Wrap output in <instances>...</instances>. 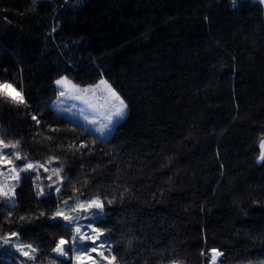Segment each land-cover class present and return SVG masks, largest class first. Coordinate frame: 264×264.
Listing matches in <instances>:
<instances>
[{"label": "trees", "instance_id": "1", "mask_svg": "<svg viewBox=\"0 0 264 264\" xmlns=\"http://www.w3.org/2000/svg\"><path fill=\"white\" fill-rule=\"evenodd\" d=\"M63 75L81 86L103 78L131 90L126 129L155 138L149 149L118 155L53 110L54 81ZM5 81L29 103L16 107L0 97V138L18 140L26 161L56 158L49 167L64 169L61 206L63 199L70 206L77 197L104 199L97 223L118 264H210L211 249L223 253L217 264H264L259 0H0ZM81 142L87 147H69ZM42 171L36 183L47 196L36 195L31 173L22 175L15 207L0 200V234L20 231L18 242L38 248L34 264H70L51 252L71 233L47 219L56 196ZM21 260L0 247V264Z\"/></svg>", "mask_w": 264, "mask_h": 264}, {"label": "snow or ice", "instance_id": "2", "mask_svg": "<svg viewBox=\"0 0 264 264\" xmlns=\"http://www.w3.org/2000/svg\"><path fill=\"white\" fill-rule=\"evenodd\" d=\"M33 6L36 5L37 0H32ZM235 5V0H233ZM259 3L264 5V0H259ZM53 32L56 28L52 29ZM54 84L58 90V98L72 99L80 101L87 105L92 111V115L85 114L81 110V115L84 121L93 126V129L101 137L106 131H111L112 126L116 121L123 120L127 115V104L120 94L113 88V86L105 79L101 78L97 83L81 86L75 83L68 75L60 76L55 79ZM10 88L15 92V95H9L5 91H0V97H3L7 102L19 107L27 105L29 101L23 94V89H17L15 85L9 82H0V89ZM61 111L71 112L72 108H62ZM31 119L35 121L36 125L41 123L37 114H33ZM51 131H57L56 128H51ZM51 139V137H48ZM71 149L86 148L87 145L83 142L76 148L75 144H70ZM259 154L257 157L258 163H264V135L259 139L258 143ZM20 142L6 141L0 138V200L12 207L16 206L17 186L24 178L22 173H35L34 178L30 175L29 179H34V187L38 197H45L49 193L44 191L41 181L40 170L44 173H49L46 179L49 181L48 189L50 193L56 196V207L51 211L47 219L53 222H62L57 227L67 226L66 231H70V239L61 236L51 248V252L57 257L70 259L72 264H118V258L113 253L112 248L107 245V242L102 238L105 236L106 229L97 223L105 212V202L101 196H96L91 199L80 200L78 197L75 203L71 206L67 199H63V206H61V188L65 183V177L62 175L64 169L62 167H49L56 159L49 158L47 164L40 162L26 161V157L21 154ZM11 150V152L6 151ZM17 161H25L22 165H18ZM6 169V171H5ZM127 191V189H125ZM123 194H121L122 196ZM113 201L108 200L110 205ZM91 214L86 215V214ZM9 217L12 213L9 212ZM45 212L40 211L39 217H45ZM20 222L31 223L29 216L20 215L18 217ZM81 220H88L89 223L81 224ZM11 223L12 221H7ZM21 235L20 231H8L0 234V247H3L7 255L12 256L18 254L23 260L20 264H27V262H34L37 260L38 248L31 243H20L18 237ZM132 244V240L128 241ZM84 245V247H78ZM14 250V252H13ZM71 253V256H69ZM201 255H204L202 252ZM223 253L217 249L210 250V264H217V260ZM98 257V258H97ZM52 264H56L53 261ZM171 264H178V261L173 260Z\"/></svg>", "mask_w": 264, "mask_h": 264}, {"label": "rangeland", "instance_id": "3", "mask_svg": "<svg viewBox=\"0 0 264 264\" xmlns=\"http://www.w3.org/2000/svg\"><path fill=\"white\" fill-rule=\"evenodd\" d=\"M114 88V85L107 80ZM115 89V88H114ZM120 96L125 100V103L127 104V115L123 120L116 121L114 125L112 126L111 131H106L104 136H100L98 133H96L93 129V126L87 124L83 116L81 115V110L85 114L92 115V111L87 107V105L81 103L77 100L72 99H62L57 98L52 103V108L65 118H68L79 125H81L83 128L89 130L93 134H95L100 140L109 143L112 145L114 151L119 154H122L121 156H136L140 157L142 154H144L148 149L149 146L155 141V138H152L148 135L138 133L136 131H129L126 129V124L130 117V111H129V105H128V96H132V91L128 90V88L118 91L115 89ZM62 108H72L71 112L67 111H61ZM8 151V150H6ZM19 165V162H16ZM6 171V169H5ZM41 173V172H40ZM42 173H44L42 171ZM22 173L21 175H23ZM46 174V173H45ZM42 175V174H41ZM20 184V183H19ZM19 186V185H18ZM17 186V187H18ZM86 215H91L86 214ZM88 220H81V224H87ZM78 247H84V245H78ZM61 258V257H58ZM98 258V257H97ZM64 259V258H63ZM67 263L72 264V261L70 259H65Z\"/></svg>", "mask_w": 264, "mask_h": 264}]
</instances>
